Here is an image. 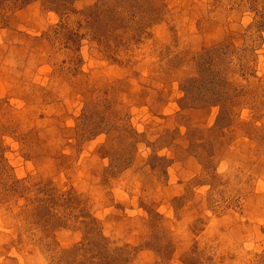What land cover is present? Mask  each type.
<instances>
[{"label":"rangeland","instance_id":"obj_1","mask_svg":"<svg viewBox=\"0 0 264 264\" xmlns=\"http://www.w3.org/2000/svg\"><path fill=\"white\" fill-rule=\"evenodd\" d=\"M0 264H264V0H0Z\"/></svg>","mask_w":264,"mask_h":264}]
</instances>
